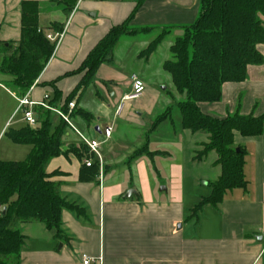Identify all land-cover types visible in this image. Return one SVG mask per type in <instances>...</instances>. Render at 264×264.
I'll return each instance as SVG.
<instances>
[{
    "label": "crops",
    "instance_id": "crops-1",
    "mask_svg": "<svg viewBox=\"0 0 264 264\" xmlns=\"http://www.w3.org/2000/svg\"><path fill=\"white\" fill-rule=\"evenodd\" d=\"M64 1L0 0V63L18 47L23 4L27 12L36 13L37 29L44 36H60L50 60L23 96L19 97L21 92L11 76L0 74V93L11 101L17 103L26 96L31 102L44 101L60 109L83 78V74L65 75L81 66L112 27L129 20L131 29L154 30L121 37L111 63L101 65L88 87L71 101L72 114L76 113L71 116L74 128L101 143L102 178L97 173L92 181L80 180L82 155L72 149L80 153L83 149L67 126L62 140L66 154L51 159L45 170L58 184L60 197L83 214L62 211L59 239L41 223L19 224L17 230L24 238L19 264H81V254L100 260L97 264H264L260 238L264 232V131L259 137L234 133L233 147L245 151L246 188L226 192L220 204L203 207L195 219H189L192 209L210 195L208 184L221 173L214 152L194 160L195 152L208 142L206 133L183 130L177 116L176 124L165 122L150 135V152L163 154L151 163L141 157L127 165L132 152L143 144L154 117L167 107L175 113V104L184 100L175 93L163 64L171 60L169 49L184 35V27L196 20L200 0H143L139 7V0H77L69 11ZM59 26L62 32L58 34ZM167 29L169 33L155 51L144 57L150 42ZM257 50L264 59V44ZM131 75L143 81L144 93L126 102L123 114L114 120L116 105L131 91ZM54 91L60 93L62 102L50 105ZM17 107L10 116L0 106V138L19 116H14ZM198 107L216 119L236 113L264 116V63L248 66L244 82L222 85L219 102ZM110 124L112 136L103 141L101 131ZM9 141L0 161L23 162L31 147ZM199 181L208 190L197 197ZM130 190L135 195L126 198ZM191 196L193 201L188 200Z\"/></svg>",
    "mask_w": 264,
    "mask_h": 264
},
{
    "label": "trees",
    "instance_id": "trees-1",
    "mask_svg": "<svg viewBox=\"0 0 264 264\" xmlns=\"http://www.w3.org/2000/svg\"><path fill=\"white\" fill-rule=\"evenodd\" d=\"M77 0H65L62 4L70 10ZM143 0H139L137 7ZM70 3V4H69ZM23 4L22 32L18 47L0 63V74L11 76L13 86L23 96L34 84L50 60L55 43H49L37 29L36 13L27 12ZM264 0H200L199 13L190 26L184 27V35L175 39L170 47L171 60L163 64L176 94L184 100L174 106L179 113L183 130L191 133L204 132L208 142L195 152L194 160L200 161L214 152L216 165L220 168L217 181L208 184L210 195L201 198L192 209L189 219H195L205 206L215 207L221 203L226 192L245 189L243 148H234V133L243 137H259L264 131V116H241L238 113L224 119H216L202 114L198 105L217 103L221 98V87L226 83H241L246 79L248 66L262 65L264 59L257 47L264 44ZM130 19V18H129ZM128 22L112 27L108 33L89 52L81 66L65 77L83 74L82 81L63 102L59 92L54 91V105L61 103L64 112L82 89L91 83L98 68L109 64L114 47L123 36L148 33L154 28L131 29ZM62 32V26L56 30ZM169 30H163L150 42L143 56L152 54ZM39 127L31 129L24 126L19 130H8L6 136L17 145L31 147L23 162L0 161V264H19L24 238L17 230L19 224L38 222L62 237V211H72L77 215L83 212L67 203L59 195L58 184L52 182L46 173L48 162L61 154L62 140L67 125L59 120L52 126L50 112L36 109ZM173 108L167 107L157 114L143 144L130 155L127 165L146 157L150 163L161 152H150V135L165 122L172 121ZM76 113L71 114L74 116ZM70 116V117H71ZM83 149V148H81ZM81 156L80 150L72 149ZM97 167H82L81 181H92L97 175Z\"/></svg>",
    "mask_w": 264,
    "mask_h": 264
},
{
    "label": "built area",
    "instance_id": "built-area-1",
    "mask_svg": "<svg viewBox=\"0 0 264 264\" xmlns=\"http://www.w3.org/2000/svg\"><path fill=\"white\" fill-rule=\"evenodd\" d=\"M45 37L50 42H57L60 39V36H53L50 34H46ZM130 81H131V91L129 94L124 96L122 100L116 105L114 109V113H113L114 120L121 117V115L124 112L126 102L136 100L139 97H141L142 94L144 93L145 85L138 76L131 75ZM17 102H18V107L15 111L14 116L17 114H20L21 121L26 126L30 127L31 129H37L39 127L38 117L34 110V108L36 107H39L50 113H54L59 120L63 121L71 130L74 131V133L80 139V145H81L80 148H83V152L81 153L82 165L86 168H91L93 166H96L97 171H98V177L99 179L102 178L103 159H102V154L100 150L101 143L97 140L87 139L74 128L71 122V117H70L74 110V102L68 103L65 112L63 110L56 109V108L49 106L44 101L31 102L30 100H28L26 96L21 99H18ZM112 133H113L112 124L104 127L103 130L101 131V136L103 138V141L109 140L112 136ZM1 211H2V208L0 207V212ZM260 238L264 242V232L261 233ZM80 261H81V264H97L100 262V260L92 259L85 254L80 255Z\"/></svg>",
    "mask_w": 264,
    "mask_h": 264
},
{
    "label": "rangeland",
    "instance_id": "rangeland-1",
    "mask_svg": "<svg viewBox=\"0 0 264 264\" xmlns=\"http://www.w3.org/2000/svg\"><path fill=\"white\" fill-rule=\"evenodd\" d=\"M160 89V88H159ZM168 91L169 92H172L171 91V89H168ZM18 103V102H17ZM16 102H13V101H11L10 99H8L6 96H4V95H2L1 93H0V106H5V108H6V110H5V113H10V116H11V114L13 113V111L15 110H12V108H16L17 107V104ZM12 110V112H10ZM177 113V114H176ZM7 115V114H6ZM177 116H179V113L176 111L175 113H173V115H172V121L176 124V122H177V118H179V117H177ZM1 118V117H0ZM21 120V115L19 114V116L17 117V118H15L14 120H13V123H12V126H11V130H13V129H15V128H17V127H19V126H25V124L23 123V122H21L20 121ZM50 120H51V124L52 125H55L56 124V121H58V118L53 114V113H51L50 114ZM179 123V122H178ZM7 133V132H6ZM8 142H10L9 141V138L7 137V136H4L3 137V135H1V138H0V159H3L2 157V153H3V151L4 150H6L5 149V147H6V144H9ZM190 181L188 180V183H189ZM204 182L203 181H199V189H198V194H197V197L200 195V196H203V195H205L206 194V192H207V188L205 187H203V184ZM189 201L191 200V201H193L194 200V198L191 196V199L189 198L188 199Z\"/></svg>",
    "mask_w": 264,
    "mask_h": 264
},
{
    "label": "water",
    "instance_id": "water-1",
    "mask_svg": "<svg viewBox=\"0 0 264 264\" xmlns=\"http://www.w3.org/2000/svg\"><path fill=\"white\" fill-rule=\"evenodd\" d=\"M131 195H135V192L133 190L128 191L125 197L130 198ZM2 213H5V209H3Z\"/></svg>",
    "mask_w": 264,
    "mask_h": 264
}]
</instances>
